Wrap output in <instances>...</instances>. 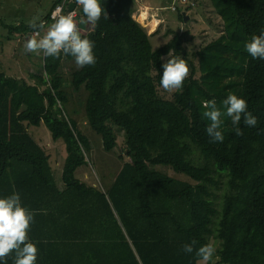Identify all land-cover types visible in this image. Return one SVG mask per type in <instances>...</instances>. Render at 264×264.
I'll list each match as a JSON object with an SVG mask.
<instances>
[{"label":"trees","instance_id":"obj_1","mask_svg":"<svg viewBox=\"0 0 264 264\" xmlns=\"http://www.w3.org/2000/svg\"><path fill=\"white\" fill-rule=\"evenodd\" d=\"M210 1L224 30L195 52L197 65L184 46L185 33L153 48L152 34L133 17L134 0H100L105 14L94 29L81 25L82 8L70 2L78 7L82 33L94 44L96 63L72 71L69 84L74 91L85 87L87 123L104 148L116 146L117 127L131 157L108 192L75 175L87 163L90 144L77 121L63 113L67 82L59 68L63 58H74L43 56L44 74H32L36 84L0 71V195L18 192L35 216L61 211L52 207L49 154L28 132L29 125L44 124L65 145L61 175L76 229L65 238L87 264H196L195 253L182 246L195 240L198 248L211 237L220 240L217 263L264 264V60L253 59L244 47L264 31V0ZM59 2L41 19L46 25ZM2 27L9 34L34 31L27 22L7 24L0 18ZM169 51L189 61L192 70L172 98H162L157 87ZM229 93L244 98L258 120L252 128L241 121L243 136L234 134L222 104ZM212 99L225 113L223 142H212L205 131L203 102ZM157 164L191 180L151 167ZM224 176L227 190L219 210L214 188Z\"/></svg>","mask_w":264,"mask_h":264},{"label":"rangeland","instance_id":"obj_2","mask_svg":"<svg viewBox=\"0 0 264 264\" xmlns=\"http://www.w3.org/2000/svg\"><path fill=\"white\" fill-rule=\"evenodd\" d=\"M55 0H0V18L4 23L11 24L17 22H27L34 16L40 19L51 10ZM134 0L133 17L139 19L138 13L141 8L146 9L148 18L155 16L158 23L155 27L149 25L148 20L141 22L137 20L150 36L153 48H157L166 43L174 34L185 33L184 46L189 52V59L193 64H198V57L195 52L203 45L216 39L224 30L223 20L214 9L210 0ZM149 11V12H148ZM151 13V14H150ZM187 15V20L181 19L179 14ZM82 26L86 24L82 23ZM155 28V29H153ZM153 30V31H152ZM11 33L7 28L0 30V71L8 76L24 78L28 83L36 84L37 80L32 74H44L41 67L43 62V53L39 56L34 53H26L23 45L25 40L33 35ZM43 34V33H41ZM11 35V36H8ZM189 67V75L192 67L189 61H186ZM60 71L66 80L65 90L68 95V102L65 104V111L68 116L77 121L78 128L89 138V150L85 152L86 164L76 169V177L93 180L98 189L108 192L112 188L123 164L131 162V157L127 155L125 149V138L123 131L115 127L116 146L111 150H106L103 146V140L99 133L95 132L87 123L85 113V100L87 91L84 86L79 90H73L69 79L71 73L77 69L74 59H66L60 63ZM188 75V76H189ZM45 86H40L43 89ZM158 94L162 98H172L173 93L165 92L158 85ZM28 132L38 141V143L49 154V160L52 163L54 175L62 174L61 161L66 155V149L61 139L54 140L51 132L44 125H29ZM155 169L162 171L172 177L180 180H191L188 176L176 172L173 168L157 164ZM91 186V185H90ZM227 190L226 176L219 178V187H215V204L221 210L223 193ZM212 242L218 249L220 240L211 237ZM218 253L213 259L212 264L217 263Z\"/></svg>","mask_w":264,"mask_h":264},{"label":"clouds","instance_id":"obj_3","mask_svg":"<svg viewBox=\"0 0 264 264\" xmlns=\"http://www.w3.org/2000/svg\"><path fill=\"white\" fill-rule=\"evenodd\" d=\"M82 8L83 19L81 23L94 29L101 16L105 14L100 0H76ZM34 34L29 36L23 45L26 53L45 57H59L61 53L74 58L77 68L94 66L96 56L94 44L81 31L72 12L64 13L57 9L52 14V22L45 24L39 16H34L28 21ZM43 33V34H41ZM246 52L253 58L264 60V31L253 34L244 45ZM163 73L160 75V86L167 93H173L183 87L189 75V67L185 59L168 52V58L162 64ZM226 115L231 118L233 132L236 136H243L239 126L241 121L247 127H256L257 118L247 110L244 98L229 93L222 101ZM205 111L202 116L209 121L206 134L212 142H223L224 134L220 130L222 113L214 99L203 102ZM264 132V129L260 130ZM35 212L22 205L18 192L0 198V264H7L9 256L13 257V264H36L38 248L29 238V230L34 221ZM196 241L182 246L185 253H195L196 264H212L217 252V247L208 242L195 248Z\"/></svg>","mask_w":264,"mask_h":264},{"label":"crops","instance_id":"obj_4","mask_svg":"<svg viewBox=\"0 0 264 264\" xmlns=\"http://www.w3.org/2000/svg\"><path fill=\"white\" fill-rule=\"evenodd\" d=\"M48 154V153H47ZM66 155L62 158L61 168L63 170V165ZM50 161V160H49ZM52 166V163L50 162ZM54 170V169H53ZM77 179L81 183H85L87 186L92 188H97L96 182L93 180H88L87 177ZM55 187L50 188L51 194L54 196L51 200L54 204L52 207L60 208L59 213L51 212L45 216H34V221L31 224L29 230V238L34 242L38 248V256L36 264H87V259L84 258L80 252L74 248L72 242H69L65 238V235H69L74 232L75 220L74 216L71 214L72 208L70 207L71 193L68 191V186L63 180L62 175L54 176ZM101 191L104 190L101 188ZM39 194L38 192L36 193ZM50 196V195H47ZM0 197H2L0 195ZM48 200L47 197L43 198ZM42 202V201H41ZM79 255V256H78ZM7 264H13V257L9 256L7 259Z\"/></svg>","mask_w":264,"mask_h":264},{"label":"built area","instance_id":"obj_5","mask_svg":"<svg viewBox=\"0 0 264 264\" xmlns=\"http://www.w3.org/2000/svg\"><path fill=\"white\" fill-rule=\"evenodd\" d=\"M74 0H61V2L57 3L55 5V7L53 8V10L51 11V15H50V23L52 22V14L53 12H55L58 8L61 9L64 13H69L72 12L75 14V19L78 23L79 28L81 29V31H85L86 29L84 27H82L80 25V17H79V11H78V7L73 6L72 8L70 7V4L73 2ZM71 2V3H70ZM182 3H186L185 0H182ZM49 23V24H50ZM89 27V26H88Z\"/></svg>","mask_w":264,"mask_h":264},{"label":"bare ground","instance_id":"obj_6","mask_svg":"<svg viewBox=\"0 0 264 264\" xmlns=\"http://www.w3.org/2000/svg\"><path fill=\"white\" fill-rule=\"evenodd\" d=\"M138 17H139V19L136 18L137 20H140L141 22H145V21L148 20V22H149L148 24L152 25L153 27H155L157 25V23H158V18L157 17L152 16V18H148V13H147L146 9H144V8H141L139 10ZM153 29H155V28H153Z\"/></svg>","mask_w":264,"mask_h":264},{"label":"water","instance_id":"obj_7","mask_svg":"<svg viewBox=\"0 0 264 264\" xmlns=\"http://www.w3.org/2000/svg\"><path fill=\"white\" fill-rule=\"evenodd\" d=\"M184 20L186 21L187 20V15L184 13Z\"/></svg>","mask_w":264,"mask_h":264}]
</instances>
